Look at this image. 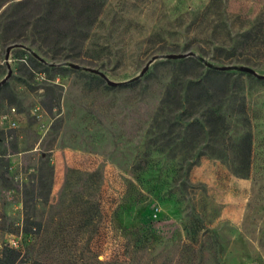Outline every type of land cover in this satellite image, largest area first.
I'll list each match as a JSON object with an SVG mask.
<instances>
[{
	"label": "rangeland",
	"instance_id": "obj_1",
	"mask_svg": "<svg viewBox=\"0 0 264 264\" xmlns=\"http://www.w3.org/2000/svg\"><path fill=\"white\" fill-rule=\"evenodd\" d=\"M45 1L0 0V248L264 264V0Z\"/></svg>",
	"mask_w": 264,
	"mask_h": 264
},
{
	"label": "trees",
	"instance_id": "obj_2",
	"mask_svg": "<svg viewBox=\"0 0 264 264\" xmlns=\"http://www.w3.org/2000/svg\"><path fill=\"white\" fill-rule=\"evenodd\" d=\"M52 2L54 0H46L45 3L48 5H52ZM49 8L47 9V11ZM264 26V22L259 23L258 25L254 26L251 30L247 31L245 33V36H252L253 34H257L261 27ZM224 73L223 70H215L214 74L216 76H221ZM192 122H199L200 124H203L204 121L200 118L193 119ZM77 169L75 168H69L68 172L73 173L76 172ZM16 241H14V244L12 243H5L0 248V264H53L49 263L48 261H45L43 259L37 258V257H27L26 253L23 252L20 248H18Z\"/></svg>",
	"mask_w": 264,
	"mask_h": 264
},
{
	"label": "water",
	"instance_id": "obj_3",
	"mask_svg": "<svg viewBox=\"0 0 264 264\" xmlns=\"http://www.w3.org/2000/svg\"><path fill=\"white\" fill-rule=\"evenodd\" d=\"M8 50H9V48L7 49V53H6V55L8 54ZM183 55L182 54H175V53H171V54H169L168 55V57H170V58H177V57H182ZM74 66H78L77 64H75ZM225 67H223L222 69H224ZM146 68H144V70H145ZM240 69L242 70V71H246V72H248V73H251V74H257L256 73V71H255V69H253L251 66H248V65H241L240 66ZM89 70H91V71H93V72H96V73H98L106 82H107V84H109V85H116L117 84V82L116 81H113V80H111V79H109L106 75H105V73H103L101 70H98V69H96V68H89ZM7 76H9V74L7 75ZM260 76H262V75H260ZM7 78V77H6ZM6 78H4L3 80H1L0 81V85L6 80Z\"/></svg>",
	"mask_w": 264,
	"mask_h": 264
}]
</instances>
